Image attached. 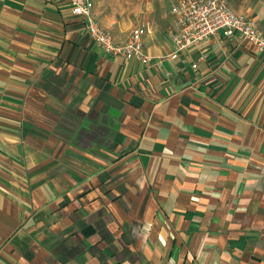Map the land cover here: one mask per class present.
Masks as SVG:
<instances>
[{"label": "crops", "instance_id": "1", "mask_svg": "<svg viewBox=\"0 0 264 264\" xmlns=\"http://www.w3.org/2000/svg\"><path fill=\"white\" fill-rule=\"evenodd\" d=\"M223 1L264 34V0ZM170 3L135 10L140 65L65 0H0V264H264V52L217 33L172 58Z\"/></svg>", "mask_w": 264, "mask_h": 264}, {"label": "built area", "instance_id": "2", "mask_svg": "<svg viewBox=\"0 0 264 264\" xmlns=\"http://www.w3.org/2000/svg\"><path fill=\"white\" fill-rule=\"evenodd\" d=\"M70 15L82 21L83 30L91 43L108 59H121L144 65L148 58L143 54V26L132 28L122 44L114 43L92 17L93 4L90 0H65ZM169 14L172 28L169 40L174 55L190 47L206 42L210 37L221 33L225 38L238 34L258 53L264 52V34L255 23L242 15L232 12L223 0H169ZM202 60V57L198 58Z\"/></svg>", "mask_w": 264, "mask_h": 264}, {"label": "rangeland", "instance_id": "3", "mask_svg": "<svg viewBox=\"0 0 264 264\" xmlns=\"http://www.w3.org/2000/svg\"><path fill=\"white\" fill-rule=\"evenodd\" d=\"M144 0H92L94 7H98L101 13L112 9L115 13H118V20L120 22H129L130 29L136 24L134 23L136 17L134 16L135 10L139 9V4ZM153 2H161L164 0H148ZM236 14V13H235ZM238 15V14H237ZM171 29V28H170Z\"/></svg>", "mask_w": 264, "mask_h": 264}]
</instances>
